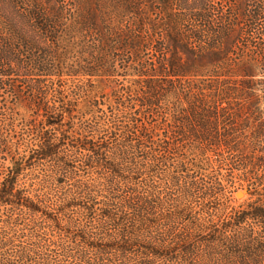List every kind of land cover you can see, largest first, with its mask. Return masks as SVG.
Listing matches in <instances>:
<instances>
[{
  "label": "trees",
  "instance_id": "obj_1",
  "mask_svg": "<svg viewBox=\"0 0 264 264\" xmlns=\"http://www.w3.org/2000/svg\"><path fill=\"white\" fill-rule=\"evenodd\" d=\"M0 153V264H264V0H0Z\"/></svg>",
  "mask_w": 264,
  "mask_h": 264
},
{
  "label": "rangeland",
  "instance_id": "obj_2",
  "mask_svg": "<svg viewBox=\"0 0 264 264\" xmlns=\"http://www.w3.org/2000/svg\"><path fill=\"white\" fill-rule=\"evenodd\" d=\"M10 164V156L4 155L0 153V181L4 179L5 174H6V167ZM244 200L243 198L239 199L237 195H235V201L238 203H241Z\"/></svg>",
  "mask_w": 264,
  "mask_h": 264
},
{
  "label": "water",
  "instance_id": "obj_3",
  "mask_svg": "<svg viewBox=\"0 0 264 264\" xmlns=\"http://www.w3.org/2000/svg\"><path fill=\"white\" fill-rule=\"evenodd\" d=\"M243 196H244L243 193H239V194L237 195V197H238L239 199L243 198Z\"/></svg>",
  "mask_w": 264,
  "mask_h": 264
}]
</instances>
